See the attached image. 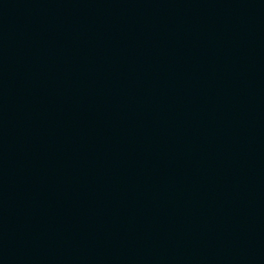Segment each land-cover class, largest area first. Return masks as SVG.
<instances>
[{"label":"water","instance_id":"95a60500","mask_svg":"<svg viewBox=\"0 0 264 264\" xmlns=\"http://www.w3.org/2000/svg\"><path fill=\"white\" fill-rule=\"evenodd\" d=\"M0 264H264V0H0Z\"/></svg>","mask_w":264,"mask_h":264}]
</instances>
